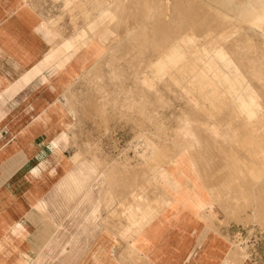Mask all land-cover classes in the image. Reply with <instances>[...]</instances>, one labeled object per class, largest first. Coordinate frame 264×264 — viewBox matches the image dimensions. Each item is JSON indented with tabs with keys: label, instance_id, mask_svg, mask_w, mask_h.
<instances>
[{
	"label": "rangeland",
	"instance_id": "374dc122",
	"mask_svg": "<svg viewBox=\"0 0 264 264\" xmlns=\"http://www.w3.org/2000/svg\"><path fill=\"white\" fill-rule=\"evenodd\" d=\"M159 1L74 0L76 8L82 12L83 4L86 5L89 11L92 8L88 16L90 18L97 14V10L93 9L94 3L96 5L98 2H102L106 8L112 10L110 20L102 19L96 24V30L93 32V34L98 35L97 38L102 43L108 45L110 56L102 63H99L94 71L89 72L88 76L83 73L81 79L75 83L71 80L72 82L70 81L69 85L63 89L62 100L60 102L56 101L54 107H51V111L49 110L50 112L55 110L56 113H60L61 118L67 119H65L66 121L62 119L63 132L60 140L66 146H70L72 151L73 146L75 148L78 147L76 154L79 153L83 161L86 162L90 160L89 158H93L101 167H108H104L106 171L116 172V176L122 168L126 169H123L125 172L122 170L121 174L125 173L129 177V174L132 176L134 174L135 177L129 178L131 182L128 181L131 183L129 186L132 189L134 187V190L123 194L124 197L120 202V207L126 212L125 219L130 214V216L135 215L133 218L137 220V214L140 211V209L137 210V207L141 205L142 199V204L145 206L148 203L147 200L150 202V197L154 196L152 192L154 188L149 185L150 189H148V185L145 182L150 184L153 177L157 178L161 171H166L169 174V159L172 158V155L182 151L189 156V147L192 145L199 144L198 146L202 147L199 149V153L200 156L206 157L208 160V165L205 167L207 173L213 174L214 179L216 177L218 181L221 174V171L217 170L219 164H221L220 151L217 150L216 146L217 138L210 133V131L213 132L217 129V121L215 119L220 115L218 112L220 104L213 101L215 92L213 87H209L210 81L206 79L203 83H197L196 77L185 74V71L181 72L183 74L182 79L172 81L171 78H168L165 83L161 82L155 84V86L139 79L138 74L142 72V69L145 71L148 68L146 63L163 51V48L159 45H154L156 42L164 43L166 38H170V42H177L181 37H192L198 45L204 43L202 40L203 35L200 32L197 33V26L193 27V22H188L191 30H187V22L177 14V12H180L177 8L181 6H178L176 2L185 3V0H166L169 4L168 7L165 4H162L161 7ZM74 2L73 0H9L8 6L0 3V11H9L11 13L10 5L13 4L15 6L14 9H16L25 3L26 5L23 4V7L29 9L39 21L31 27L28 33L30 35L33 34L43 45L47 42L49 46V48L47 45L45 46L43 53L54 46H56L57 50L66 51L68 49L63 50L64 47L61 46L60 42L62 40L66 41L68 43L66 47L68 48L70 47L69 43L73 45L77 29L81 28L86 22L84 15H78L76 14L78 11H72V9H75L72 5ZM153 2H155L154 6ZM195 2L200 5L201 9L203 7V10H199L200 13H203L208 8L210 11H215L216 9V11H222L235 19H237V13L245 4H250L255 8L261 6L260 0H195ZM64 7H67V10ZM70 7L73 8L71 9ZM156 12L159 16L154 15ZM117 13H119L118 19ZM202 15L199 16L200 20ZM115 17L117 20L112 23ZM166 18H170L173 21L172 32L168 31L170 27L168 23L164 25ZM44 21L52 29L48 28L49 26ZM16 28L20 33L21 30L18 27ZM55 33L57 34L55 35ZM242 35L249 38L245 41L246 43L239 44L240 58L238 57V59L242 62L243 67L247 69L250 65V61L248 62L247 60L248 55L259 54L263 51L260 48H264V31L246 23ZM172 37L173 39L171 40ZM253 47H257L261 51L254 50ZM256 51L259 53H256ZM71 52H73V49ZM65 56L67 54L56 53L54 54V59L59 57L64 59ZM70 56L73 57V53ZM46 68L47 71L45 73L49 74L48 69L51 67L47 66ZM72 68H61L55 63L52 74H49V79H53L52 86H58L59 80L62 79L58 76L59 74H65L68 79L69 75H67V72L73 74ZM254 81L256 86L259 85L264 88V81L257 79ZM190 83H192L191 88L189 87ZM68 88L70 91L67 94ZM195 94L200 99H203V95L208 94V100L205 105L203 102L195 100L193 96ZM61 105L65 106L67 110ZM203 121L205 123H202ZM206 125L208 129L200 128ZM82 147L84 149H81ZM76 154L74 153V155ZM165 156L168 161L163 160L159 164L154 161L156 157L162 159ZM102 161L105 163L104 165ZM104 168L101 171L103 174L105 173ZM146 172L150 174L148 175ZM162 175L164 176V173ZM118 176L121 177L120 174ZM119 177L116 184L120 182ZM141 178H143L142 181H139ZM136 179L138 180L135 183L134 180ZM137 182L139 184L142 182L145 187L139 186L144 187L145 194L149 191L148 193L152 194V196L149 197L147 195L148 198L145 194L144 196L140 194L139 192L144 193V191H140L143 188L138 187ZM164 185L168 186V183ZM229 185L231 189L235 188V184L233 188L231 184ZM228 191L224 196L222 194L223 198L220 195V199L225 202L220 200L222 208L218 206L223 219L221 221L217 220V222L214 220L216 223L212 222L214 223L212 227L216 229L220 225L222 232L225 233L220 232V234L236 242L235 248L237 250H239L237 244L245 248V252L253 264H264V226L245 219L246 212L244 210L241 214L236 213V193L234 190H229V188ZM137 193H139V196ZM131 194H133V197H130ZM228 194L231 196L234 194L233 198L231 196L229 197L232 198L230 200L226 198ZM240 196L242 202L246 200L245 194H240ZM139 197L141 200H139ZM129 198L131 203L138 204L139 202L140 204L138 206L137 204H131ZM228 202L229 204L232 202V205L230 204L231 208ZM225 204L229 206L227 207ZM132 207L136 209H132ZM226 209L227 211H224ZM132 210L136 211V213H132ZM144 211L142 209L141 212L144 213ZM216 230H219V227Z\"/></svg>",
	"mask_w": 264,
	"mask_h": 264
},
{
	"label": "crops",
	"instance_id": "0c3cea01",
	"mask_svg": "<svg viewBox=\"0 0 264 264\" xmlns=\"http://www.w3.org/2000/svg\"><path fill=\"white\" fill-rule=\"evenodd\" d=\"M22 7L0 21V264H220L204 254L221 256V239L190 223L188 210L127 221L106 166L72 161L78 147L60 140L67 119L50 112L64 90L47 79L54 61Z\"/></svg>",
	"mask_w": 264,
	"mask_h": 264
},
{
	"label": "bare ground",
	"instance_id": "6f19581e",
	"mask_svg": "<svg viewBox=\"0 0 264 264\" xmlns=\"http://www.w3.org/2000/svg\"><path fill=\"white\" fill-rule=\"evenodd\" d=\"M8 1L9 0H0V3L8 6ZM196 2L195 0H185V3H180L177 1V5L181 6L177 8L180 11L177 12V14L180 18H184L187 22V30H191V26L189 25L190 23L188 22H193V27L197 26V33L200 32L203 35L202 40L204 43L202 45H198V43L195 42L192 37H181L177 42H170V38H166L164 43L156 42L154 45H159L161 48H163V51L156 57L151 58V60L146 63L148 68L145 71L142 69V72L138 75L140 80L148 84L151 83L150 85L153 84L154 86L155 84L161 82L165 83L168 78H171L172 81H178L182 79L183 74L181 72L183 71H185V74L191 75V77H196L197 83H203V81L206 79L210 81L209 87H213L215 92V98L213 101L219 102L220 104L218 109L220 115L215 119V121H217V129L213 132L210 131V133L217 138L216 146L217 150L220 151L221 164H219L217 170L221 171L219 176L221 181L219 180V183L216 177L214 179L213 174H208L205 170V167L208 165V160L206 157L200 156L199 149L202 147L198 146L199 144L192 145L189 147V156L184 154L182 151L172 155V158L169 159V174L166 171H161V174L159 173L157 178L153 177L151 180L152 184L145 182L148 185V189H150L149 185H152V188H154L152 190L154 195L152 198L150 197L152 194H149L147 189L146 190L148 192L145 194V186L143 183L140 182L141 184H139L137 182L138 187H140L139 185L144 186L140 187L143 188L140 191L143 190L144 193H139L143 194V196L144 194L145 196L149 195L151 200L149 202V200L146 199L148 203L144 206L142 204V199L140 202L141 205L138 206L140 203L138 202L137 198L136 200L138 204L132 203L133 205L137 204V210L140 209L137 214L138 219L134 220L133 217L135 215L130 216L129 214L126 217V220L136 224L140 223V221L141 223L146 222L151 220L157 213L166 207L168 209L172 207V212L176 218L179 214L188 210L190 223H204L206 232L209 230H215L214 235L216 236L217 242L221 239V243H219L220 245L218 248L222 253L221 256H215L214 252L207 248L204 258H208L210 261L220 264H251L252 262L245 252V248L237 244V248L239 249L237 250L235 248L236 242L231 241L228 239V237L223 236L218 230H216L220 225H218V227L216 225V229H214L212 226L217 222V220L221 221L223 219L222 214L219 211V207L221 206L220 208H222L220 200H223L220 199V195L222 196L223 194L224 196V194L228 191V188L229 190H234L236 193L235 196L237 203L235 205V212L241 214L244 210V212H246L245 219H247L249 222L259 223L264 226V88H261L259 85H257V87L255 85L256 83H254L255 79L264 81V48H260L261 50L263 49V51H261L260 49L258 50L257 47H253L254 50L257 49V51L261 52L259 53L256 51V53H259L260 55L252 54L253 57H251L252 55H248L247 60L248 62L250 61V65L247 67V69L243 67L242 62L238 59L240 55L238 51L240 49L239 44L246 43L245 41L249 38H246L244 35H242L244 25L247 23L255 28H258L259 30L264 31V0H260L261 6L259 8H255L250 4H245L239 13H237V19L226 15L222 11H216V9L215 11H210L208 8L207 10H204L206 12L203 11V13H200V5H197ZM23 4L26 5L25 3ZM23 4L18 6L16 9H14L15 6L12 4L10 5V8L12 9V12H15L24 6ZM154 4L155 2H153V6ZM159 4L161 7L162 4H165L167 7L169 5L166 0H160ZM72 5L75 7V9L70 7L72 11H78L76 14H82L86 17L85 24L81 28L77 29V35L73 39V45L72 43H69V46L73 49V52H71L72 49L70 47L69 48L71 50L66 47V44L68 43L62 40L60 43L61 46L64 47L63 50H68H57L56 46H54L47 53V59H50L54 62L56 59L55 63L59 67H73V74L71 72H67V75H69L68 79L66 78L65 74L58 75L62 78L59 80L58 84V86H60L62 89H65L71 80H73V83H75L81 79L83 73L85 76H88L89 72L94 71L99 63H102L110 56V49L107 47L108 45L102 43L99 38H97L98 35L93 34V32L96 30V24L102 21V19L110 20L112 10L106 8L102 2H98L96 5L94 3L93 9L97 10V14L95 16L93 15L94 18H90L88 16L92 11V8L91 11H89L86 8V5L83 4L82 6H84V8L82 7V12L76 8L75 2ZM202 5L204 6V4ZM201 10H203V7ZM9 13V11H0V21L9 15ZM180 13H182V15H180ZM201 14L203 15L202 19L200 20L199 16H201ZM154 15L159 16L157 12ZM118 18L119 13H117V19ZM117 19L115 17L112 20V23H114ZM169 19L166 18L164 20V25H167L168 23L170 25L168 31L172 32L173 21L172 19L169 21ZM45 23L47 24V22ZM48 28L51 27L49 26ZM56 34L57 33H55V35ZM172 39L173 37L171 40ZM55 52L67 54V56H65L64 59H61V57L54 59V54H56ZM72 53L73 57L70 56ZM49 77L50 75H47L48 80ZM189 87H192V83L189 84ZM13 91L16 92L15 89H11L8 90L7 93L9 94ZM69 91L70 89L68 88L67 94ZM193 96L197 102L201 101L204 103V105L208 100V94L203 95V99L198 98L196 94ZM62 107L66 109L65 106ZM202 123L205 122L203 121ZM200 128L208 129V126L206 125ZM163 160L168 161L166 156L162 159H158L157 157L154 159V161H156L158 164ZM73 161L79 163L83 160L81 159L80 154L77 153L74 155ZM123 169L125 170L126 168H122V170ZM124 170L123 172H125ZM121 171H119L121 177L118 176V173L116 176V172L113 173L111 170L106 171V169L104 173L105 175L103 172H101V174L106 178V180L108 179V181L110 180L114 183L119 177L122 186L121 193L125 194L127 192H131V190H134V182L136 183L138 179L134 180L132 189L129 186V184H131L129 183L131 182L129 181V178L133 177L134 174L133 176L129 174L130 177L128 175L127 177L125 173L121 174ZM126 172L128 171L126 170ZM147 173L148 175L150 174L149 172H146V174ZM163 173L164 176L162 175ZM143 178H141L139 181H142ZM232 180H234L233 185L235 184L234 189H231L229 185H232ZM166 183H168V186L164 185ZM139 193H137L138 196ZM240 194L246 195L245 201L242 202ZM132 195L133 194H131L130 197H133ZM143 196L142 198H144ZM230 196L231 195L228 194V197L226 198H229ZM232 198H229V200ZM139 200H141L140 197ZM229 205H227V207ZM133 208L135 207H132V209ZM142 209L145 210L144 213L141 212ZM224 211H227V209ZM230 211L231 210H229V212ZM132 213L135 214L136 211L134 212L132 210ZM132 213L131 215H133ZM214 220H216V222H214ZM126 246H128V244ZM208 263L210 264V262Z\"/></svg>",
	"mask_w": 264,
	"mask_h": 264
}]
</instances>
